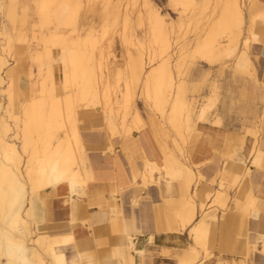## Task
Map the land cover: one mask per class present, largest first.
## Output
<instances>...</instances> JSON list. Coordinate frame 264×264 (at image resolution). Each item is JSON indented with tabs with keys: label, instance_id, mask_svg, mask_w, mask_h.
<instances>
[{
	"label": "bare ground",
	"instance_id": "bare-ground-1",
	"mask_svg": "<svg viewBox=\"0 0 264 264\" xmlns=\"http://www.w3.org/2000/svg\"><path fill=\"white\" fill-rule=\"evenodd\" d=\"M100 1L102 0L35 1L43 28L56 24V31L49 34L41 33L39 38L33 37L38 40V44L44 46V49L32 54L30 59L37 65L38 72L34 73L30 68L28 77L17 64H9L5 53H9L14 41L10 35L0 32V38H8V42L0 50V85L5 80L2 75L4 71L10 82V105L19 112L17 118L22 123L20 128L25 141L23 151L29 154L27 160H24L22 152L17 149V144L6 138L12 129L0 113V242H3L5 249L9 239L22 244L27 250L25 256L27 264H49L43 253L50 258V264H67L65 254L57 251L56 246L72 243L73 236H65L60 240L48 239L43 234L44 229L39 222V199L42 191L63 186L69 189L68 201H71L73 196L83 197L86 194V187L93 177L79 131L80 117L99 111L104 114L112 135L124 133L129 136L135 130L130 126L126 129L127 118L134 107L135 92L143 76L146 94L152 98L163 116L171 95L169 92L174 88L175 78L171 60L177 46L181 44L180 37H185L182 41H188L191 52L200 54L210 62L218 60L225 63L242 51L239 48L242 35L245 45L257 40V35L252 33L255 15L250 17L248 35L244 29L246 0L244 3L227 0L217 2L215 5L211 0H169L171 5L176 6L178 3L182 6L178 13V21L172 27L164 24L161 8L146 1L150 32L144 40L125 34V29L132 23L128 8L123 18L119 16H115L113 20L109 18L110 22L114 21L116 24L123 19L125 27L122 31V40L128 48L124 55L118 57L110 54V57L105 51L112 47V43L108 45L104 43L110 23L106 11L101 33H98L95 27H90L85 35L80 34L78 29L79 15L85 4L88 2L94 5ZM104 5L107 10H112L115 6L113 0H104ZM204 29L206 33L202 37L200 34ZM191 32L196 34L194 45H190L192 42L187 40V34ZM223 35L227 37L226 42L221 41ZM242 53H245V50ZM53 56L55 60L52 59ZM158 60L162 61L159 66H151ZM185 60V57L181 58L174 64L179 75ZM245 60L247 65L252 66L247 56ZM120 64L123 67H120ZM58 68L61 69L60 80L56 78L55 73ZM250 68L244 73L249 74ZM112 77H115L114 84L110 80ZM24 79L26 81L22 82ZM112 88L120 92L111 93ZM179 89L180 87L175 84L177 93L173 95V106L168 122L179 135L180 141L184 142L185 133L196 132L197 122L205 120L213 105L209 101L199 108L197 100L193 99L190 100L188 107V103L181 98ZM134 123L140 132L144 131L137 114L134 116ZM215 124H220L219 118ZM35 136L39 140L36 141ZM180 141L176 138L173 143L182 152V148L179 147ZM163 145L169 152L167 161L162 160L160 164L145 159V170L141 172L142 185L145 187L158 185L162 178L179 181L187 187L188 195L186 201L175 212L172 222L165 215L164 225L158 224L154 227L151 218L148 225L156 231L163 229L171 231L175 225L181 231L190 227L189 233L194 242L207 247V227L199 223L193 224L197 213L195 195L201 178L197 182L196 173L190 168L192 161L187 155L182 153L185 161L182 162L171 153L169 145ZM104 159L106 160L105 157ZM258 162L256 157L253 164L256 165ZM158 174H162L163 177L156 179ZM135 182L134 177L133 183ZM193 184L196 185L194 192ZM113 196L116 199V195ZM213 198L215 193H209L208 199L211 203L214 202ZM203 208L204 206L200 209L202 212ZM32 223L35 225L33 229ZM34 235L38 236L36 240H32ZM190 250L195 254L194 248ZM0 264H9V256L0 255Z\"/></svg>",
	"mask_w": 264,
	"mask_h": 264
},
{
	"label": "crops",
	"instance_id": "crops-1",
	"mask_svg": "<svg viewBox=\"0 0 264 264\" xmlns=\"http://www.w3.org/2000/svg\"><path fill=\"white\" fill-rule=\"evenodd\" d=\"M35 1L38 0H0V32L10 35L13 41L24 42L16 49L23 55L21 69L27 77L32 66V54L44 49L33 37L39 38L41 33L56 31V24L43 28ZM133 1L138 4L133 10L134 22L147 29L136 38L144 40L150 32L145 2L161 6L153 0ZM113 3L114 8L107 10L104 0L94 5L87 2L79 15V32L85 35L90 27H95L101 33L106 12L108 22L115 16L123 18L127 2L113 0ZM20 12L23 16L20 22L24 24L26 21L28 25L26 29H14V32L8 24L10 21L14 24ZM165 14L170 17L169 12ZM251 15L256 16L253 31L259 21L264 23V0H252L246 4V35ZM254 34L257 40L242 46L252 63L251 72L245 73L248 75L230 72L222 77L217 73L215 64L201 65L204 71L199 68L197 75L205 76L213 71L210 79L213 82L204 96L206 102H202L200 96H186L187 81L184 78L185 96L188 100L196 99L199 108L207 103L208 97L217 98L205 120L197 122L196 141L190 150L191 169L196 173L197 182L201 178L195 195L197 213L193 224L207 227V247L202 248L194 242L189 233L190 227L185 231L177 229V225L171 231L150 228V218L154 227L164 225L165 215L171 222L174 220L175 212L187 199V187L179 181H160L153 187L158 189L164 202L144 205L142 214L141 208L137 207L140 202L133 201V187L143 186L141 175L145 170V159L162 163L158 142L150 129L134 131L129 136L124 133L112 135L104 114L98 111L80 117L79 123L93 177L86 187V194L83 197L73 196L68 201L67 186L40 193L39 222L44 229L43 234L48 239L60 240L73 236L72 243L56 246L57 251L65 254L67 264H264V29L260 38ZM2 44L3 39L0 38V48ZM37 69L34 65V73ZM138 91L139 109L141 88ZM2 96L6 99L0 91V102L3 104ZM218 118L220 124H215ZM256 157L259 162L255 165ZM134 177L136 184L133 183ZM195 187L193 184L192 192ZM209 193H215L213 203L208 199ZM202 206L203 212L200 210ZM37 237L34 235L32 240ZM250 244H257L258 250H249ZM191 248H194L195 254ZM43 255L50 264V258Z\"/></svg>",
	"mask_w": 264,
	"mask_h": 264
},
{
	"label": "rangeland",
	"instance_id": "rangeland-1",
	"mask_svg": "<svg viewBox=\"0 0 264 264\" xmlns=\"http://www.w3.org/2000/svg\"><path fill=\"white\" fill-rule=\"evenodd\" d=\"M124 1L127 2L126 6L128 8V11L130 12V16L132 19V23L130 25H128V27L125 29L126 30L125 34H127V36H130V37H141L143 32H144L145 26L144 27L139 26L136 22H134L135 16L133 15V10L137 7V5H134L135 1H133V0H124ZM153 1L157 4H159L161 6V10H163V12H161V18H162L164 24L168 25L169 27H172L173 24L176 25V23L178 21V19H177L178 13H179V11H181L182 6L178 3H177L178 5L176 4V6H174V5H171L170 2H169L170 5L168 6L167 0H153ZM211 1L215 5L217 2H226L227 0H211ZM237 1L239 3L241 1L243 3L245 2V0H237ZM249 2H250V0H246L247 5L249 4ZM244 10H245V7H244ZM166 12H169L170 17L167 14H165ZM30 14H31V12H30ZM29 17L30 16L27 15L28 20H31V17L30 18ZM21 18H23V16H22V13L20 12L19 15L17 16V21L14 24H12V21L9 22L8 25L10 28H13L14 32H15L14 29L22 30V29L27 28L28 23L25 21V23L22 24L20 22ZM123 24H124L123 19L119 20V22L117 24L114 23V21H111L109 23V28L107 31L108 34L105 36L104 43L105 44L107 43V45L112 43V47L106 49V51H105L106 55L110 56V54H111V56H112V54H115L116 56L119 57L120 55H124V52H127L126 50L128 48L126 47L125 43L122 40L123 39L122 38V31L124 30V27H125ZM114 25H116V26L114 27ZM117 25H118V27H117ZM48 28H50V27H48ZM203 28H205V27H203ZM205 29L201 30L200 35L202 37H204V34L206 33ZM244 29H245V26H244ZM263 29H264V23L259 21L258 24L253 28L252 33L258 34L259 35L258 37L260 38ZM13 34H15V33H13ZM80 34H82V33L80 32ZM188 34H187V40H190V42H192V44H190V45H194L196 43L195 42V38H196L195 32H191L189 35ZM188 36H190V37H188ZM184 38L185 37H183V36L179 38V41L181 42V44H179V46H177V49L175 50L174 56L172 57V60H171V63L173 64L175 83H174V88L172 89L171 92H169V93H171V95L168 98V104L166 106V109L164 111L163 116H161L162 114H161V112H159V110L155 106L152 98L146 94L147 92L144 88L145 87V84H144L145 80H144V76H143L138 83V86H137V89L135 92L134 107H133L130 115L127 118V124H126V129H128L130 126V127L134 128L135 131L140 132V129L134 123V116H135V114H137L139 117V120H140L139 124L143 127V129L144 130L150 129V131H152L153 135L155 136V138L158 142L159 148L162 152V160L164 162L167 161L169 152L164 149L163 144H167V146L169 145L171 148V150H170L171 153H173L174 156L176 158H178L180 161L185 162L183 159L182 153L187 155L190 158V150L194 147L195 141H196L195 132L187 133V134L185 133L184 138L186 140L184 142L180 141V146H179L182 148L181 149L182 152L174 146V143H173L174 139L178 138V140H181L179 135H177L176 131H174V129L171 128V125L168 122V116H169V113L172 110V106H173V97H174L173 95L177 93V91H175V84H177L180 87V89H179L180 96L182 99H184L188 103L187 106L189 107L190 100H188L187 97L200 96V97H202L201 98L202 102H206V99L204 98V96L206 95L205 94L206 90H207V88L210 87L211 83L213 82V81L211 82V80H210L212 77L213 71L208 72L209 74H207L205 76L203 74L197 75L199 68H202L201 65H204L205 63L215 64V68L217 69V73L220 74L222 77L225 76L226 73H230V72H233L234 74H241V75L245 76L248 74H245L244 71H246L247 68H250V67L252 68V66L247 65V63L245 62L246 61L245 60L246 55H245V53H242L244 50V48L242 47L244 45V35H242V37L240 38V41H239V48L242 51L240 52V54H239V52L236 53L232 59L228 60L227 63H225L223 61H218V60L215 62H210L208 60H205L200 54L191 52V46L188 45V41L187 42L182 41ZM2 39H3L2 46H5L6 43L8 42V38L2 37ZM221 41H223V42L227 41L226 35H223V37L221 38ZM23 43L24 42H21V41L12 42V45H11L12 48L9 49L10 50L9 53H5V56L7 57V60L9 61L10 65L17 64L19 66V68L20 67L22 68L23 55H21V52H19L20 50L16 49V47L18 45L23 44ZM179 47H180V49H179ZM1 48H0V50H1ZM112 48H113V50H112ZM89 49H91V48H89ZM178 49H179V51H178ZM184 57L186 58V60L182 63L183 64V66L181 68L182 71H181V75H179L174 68V64L176 62L180 61V59L184 58ZM52 59L55 60V57L53 56ZM161 62L162 61L158 60V61L154 62L151 66L157 67L160 65ZM220 64H222V66L225 68H222V66ZM34 65L37 66L35 63L32 62V66H31L32 70H33ZM119 66L123 67L122 64H120ZM202 69H203L202 71H204V68H202ZM37 72H38V69H37ZM2 75H3V78L5 80L0 85V91H1V94L6 97V99H5L2 96L3 104L4 105L7 104V105L4 106L0 102L2 104V109L0 110V113L3 115L4 119L11 125V129H12L11 132L8 134V136H6V138L8 137L9 140H12L17 144V149L22 152L23 159L27 160L29 154L25 153L23 151V145H24L25 141H24V138L22 136L21 128H20L22 123L17 118V116L19 115V112L10 105V98H9L10 82H9V78L7 76H5L4 71H2ZM56 78L58 80H60V78H61V69L60 68H58L56 70ZM184 78L187 81V84H186V90H187L186 96L187 97L185 96V80H184ZM110 80H111L112 84H114L115 77L110 78ZM24 81H26V79H24L22 82H24ZM122 83H123V81H122ZM216 85L218 86V83H216ZM37 88H38V86H36V89ZM139 88H141V91H140L141 97H139V105H138L139 109H138V107H137L138 96L137 95L139 94V91H138ZM122 90H123V88H122ZM115 92L116 93L120 92V90H118V89L114 90V88H112L111 93H115ZM144 101L146 102L147 106H146ZM209 101H211L210 104H212L214 107L216 104V101H217L216 96L208 97L207 102H209ZM22 102H24V100ZM183 131H185V130H183ZM16 135H17V137H16ZM35 139H36V141L39 140L37 136H35ZM38 143H39V141H38ZM162 177H163L162 174H158L155 178L159 179ZM162 180H163V178L160 179V181H162ZM173 182H178V181H173ZM133 190L135 191L134 196H133V201L138 200V202H140V206L137 205V207L141 208L142 214H143V209H144L143 206L144 205L145 206H151L154 204H162L164 202L162 197H160V194H159L158 189L156 187H153V186L144 187L141 185H135V187H133ZM133 201L131 203L132 209H133V207H135L133 204ZM121 211H122V216L124 217V210L122 209ZM34 226H35L34 224L31 225L32 229L34 228ZM208 235H209V233H208ZM208 235H207V239H206L207 243H208ZM249 248H250L249 250L254 249L255 251H257L259 246L257 244L252 246L250 244ZM240 264H244V263L240 262Z\"/></svg>",
	"mask_w": 264,
	"mask_h": 264
},
{
	"label": "clouds",
	"instance_id": "clouds-1",
	"mask_svg": "<svg viewBox=\"0 0 264 264\" xmlns=\"http://www.w3.org/2000/svg\"><path fill=\"white\" fill-rule=\"evenodd\" d=\"M26 251L22 244L11 239L8 240L6 249L3 242H0V255H8L9 264H27L25 260Z\"/></svg>",
	"mask_w": 264,
	"mask_h": 264
}]
</instances>
